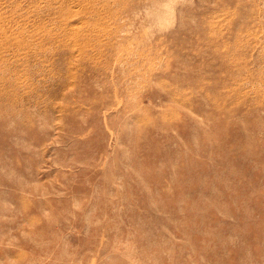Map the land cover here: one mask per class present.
Masks as SVG:
<instances>
[{"label": "rangeland", "instance_id": "obj_1", "mask_svg": "<svg viewBox=\"0 0 264 264\" xmlns=\"http://www.w3.org/2000/svg\"><path fill=\"white\" fill-rule=\"evenodd\" d=\"M0 264H264V0H0Z\"/></svg>", "mask_w": 264, "mask_h": 264}, {"label": "bare ground", "instance_id": "obj_2", "mask_svg": "<svg viewBox=\"0 0 264 264\" xmlns=\"http://www.w3.org/2000/svg\"><path fill=\"white\" fill-rule=\"evenodd\" d=\"M120 3V2H119ZM123 4V3H122ZM125 4H126V2H125ZM128 4V3H127ZM135 4V3H134ZM71 5V4H70ZM88 5V4H87ZM71 6H73V5H71ZM89 6V5H88ZM129 6H130V4H129ZM88 8V7H87ZM125 8V7H124ZM129 8V7H128ZM95 12V11H94ZM89 14V13H88ZM63 16H64V14H63ZM117 17H118V15H117ZM64 19V18H63ZM230 19V18H229ZM103 20V19H102ZM105 20V19H104ZM210 21V20H209ZM82 23V22H81ZM78 24V23H77ZM107 24V23H106ZM81 26V25H80ZM44 28V27H43ZM75 31V30H74ZM29 40V39H28ZM100 41V40H99ZM129 43V42H128ZM26 48V47H25ZM87 49V48H86ZM117 101V100H116ZM62 112V111H61Z\"/></svg>", "mask_w": 264, "mask_h": 264}]
</instances>
